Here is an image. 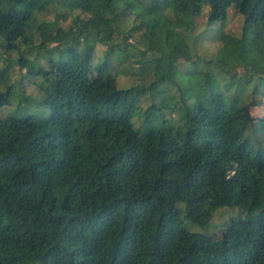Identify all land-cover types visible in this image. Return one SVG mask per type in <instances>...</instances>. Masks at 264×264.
Returning <instances> with one entry per match:
<instances>
[{"label": "trees", "instance_id": "16d2710c", "mask_svg": "<svg viewBox=\"0 0 264 264\" xmlns=\"http://www.w3.org/2000/svg\"><path fill=\"white\" fill-rule=\"evenodd\" d=\"M145 1L0 0V50L18 53L0 106L14 64L43 76L50 109L0 118V264H264V0ZM52 6L67 29L38 19ZM111 59L152 81L119 89ZM207 199L245 218L219 239L190 231Z\"/></svg>", "mask_w": 264, "mask_h": 264}, {"label": "rangeland", "instance_id": "374dc122", "mask_svg": "<svg viewBox=\"0 0 264 264\" xmlns=\"http://www.w3.org/2000/svg\"><path fill=\"white\" fill-rule=\"evenodd\" d=\"M145 1V0H144ZM146 2V1H145ZM66 10L63 8L52 6L48 11L38 14L39 20H57L61 28L67 29L68 25L71 22V18L67 21L61 19V15L65 14ZM228 21L226 24L225 30L234 36H238L241 31L242 17L233 11L229 12ZM205 23V18L203 16L197 17L195 24L197 31L203 29ZM139 34H135V37H138ZM134 42V39H132ZM82 45L94 46V59L93 65H97L104 58L105 46H102L96 43L93 38L83 41ZM196 53L202 57L208 58L215 54L218 50V44L212 40L204 39L196 44ZM18 56L17 51H11L9 53L0 50V69L7 64L8 60H12ZM55 54L52 53V57ZM39 58V62H36L34 71H37L38 67H46L44 60H46V54ZM44 59V60H43ZM55 59L58 60L57 56ZM111 63L115 66L112 70V75L116 78V85L119 89H125L135 84L148 85L152 81V74L141 72L137 79L135 76H131L129 73L133 70L130 63H127L126 66L116 67L114 59H111ZM125 69V71H123ZM108 71V69L106 70ZM19 67L13 64L12 69V78L10 81H14L15 84L11 88V94L8 97L7 104L0 106V118H16V119H25L27 117H32L34 120H43L50 115V109L48 106L44 105V92L45 88L48 87L47 82L44 80L43 76H37L33 73H29L24 76V79L21 81L20 75L24 73L21 71L19 73ZM117 73V74H116ZM144 74V75H143ZM0 92L3 91V87L0 83ZM142 106V111H144L149 103L146 100H142L140 103ZM261 110V109H260ZM258 114V109H253L252 114L255 118L262 115V110ZM170 116V115H168ZM142 119H136L135 125L142 129ZM208 203L204 206V219L202 221V226L205 228H200L195 225L190 224L188 221L185 222L186 227L197 233H203L207 236H210L213 239H219L223 235L229 232V222L232 220L244 219L245 214L242 213L238 208L235 207H226L221 205H212L210 199H207Z\"/></svg>", "mask_w": 264, "mask_h": 264}]
</instances>
